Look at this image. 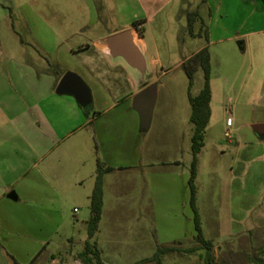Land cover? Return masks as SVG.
<instances>
[{"label":"rangeland","instance_id":"obj_1","mask_svg":"<svg viewBox=\"0 0 264 264\" xmlns=\"http://www.w3.org/2000/svg\"><path fill=\"white\" fill-rule=\"evenodd\" d=\"M188 14L194 15L193 35ZM135 21L144 22V46L139 47L153 65L149 82L157 87L150 126L141 130L132 101H105L103 108L109 109L99 120L102 125L121 116L104 131L133 150L135 167L104 176L101 221L89 240L96 167L93 173L82 169L74 152L65 157L67 163L60 159L64 147L80 146L84 138L95 154L93 124L70 136L64 133L66 137L44 148L58 117L68 131L76 122L69 108L54 100L44 110L39 103L34 115L42 143L34 153L20 155L29 179L41 185L42 175L51 180L50 167L63 180L92 175L61 186L64 193L50 203V209L57 204V212L51 210L49 216L38 210L15 219L0 216V264H83L79 254L88 241L103 264H140L160 247L197 245L188 187L194 134L189 95L201 92L205 75L199 68L190 88L183 62L204 47L210 55L212 98L196 179L203 236L214 244L212 264H264V135L252 129L264 124V0H0V98L13 96L17 87L25 90L28 74L21 75L17 87L15 81L20 71L32 69L30 63L34 80L29 83L37 97L54 92L58 74L83 78L82 64L98 56L92 49L79 54L67 50L137 28ZM125 87L111 81L105 89L116 95ZM12 107L19 114L27 109L21 101ZM93 107L82 108L84 114L92 116ZM42 113H49L50 127L40 119ZM25 124L18 123L20 132ZM132 135L135 141L129 144L126 137ZM17 145L24 151L21 140ZM205 256V249L172 252L162 256V264H204Z\"/></svg>","mask_w":264,"mask_h":264},{"label":"crops","instance_id":"obj_2","mask_svg":"<svg viewBox=\"0 0 264 264\" xmlns=\"http://www.w3.org/2000/svg\"><path fill=\"white\" fill-rule=\"evenodd\" d=\"M143 23L140 24L137 28L130 29V31H132L134 41L138 46H144L143 36H141L138 32V28L144 29ZM111 36L113 35H109L106 38L103 37L100 40L93 41L86 47L81 46L77 49L71 47L67 50L71 54L88 53L89 51L93 50L94 54L98 56L97 61L90 60L82 64L84 66L83 68H85V74H82L83 78H81L88 85L92 94V104L94 106V114L92 116L84 114L82 107H80L73 96L56 94V87L63 74L56 75L57 77L52 88L54 91L53 93H50L48 91V94L46 96L41 95V97H37L33 93L31 84L29 83L30 81L33 83L34 80V70L32 63H30V67L32 69H29L27 67L25 71H20L22 74H19L17 77L18 79H16L15 81V85L17 87L18 80H22L19 79L22 78L21 75L28 74L30 78L28 77L26 83H24L25 90L23 89V92H19L17 87V91L14 92L13 96L0 98L1 217L6 216L10 217L11 219H15L16 217H19L26 212L27 214L29 211L30 213H34V211L37 210L41 213L42 216H49L51 210L57 212V204H52L50 209V203L55 200H59L58 197H60V195L64 193V189H62L61 186L68 185L69 182H75L76 180H63L61 177H55V168L50 167V172L52 173L51 176L53 177L50 180V178L46 179V176L44 177L42 175V178L40 179L42 183L41 185L40 183L36 182L38 181L37 179H34V181L29 179V177H32L31 173L25 172V169L28 168V165L23 164V159H20L21 153H34L36 145L42 143L40 133L35 128L36 117L34 115L35 107L39 105V103L43 106V110L48 100H54L55 103L57 102L56 104L62 105L64 109L69 108L72 113L71 119L75 120L76 124L78 125L76 126V128H74L76 124H73L74 126H72L68 131L66 127H62L61 119L60 117H58L59 119L57 121V124L55 123L56 125H52L53 129H55L53 132L54 135H51L52 139L49 137V141L47 143L43 141V143H46V145L43 146L44 148H51V145L58 143L60 140L66 137V133L67 136H70L72 134L80 132L84 127L92 125V122L93 130L95 131L97 137L99 157L102 162L106 166L113 168L114 171H124L135 167V163L137 160L135 157V153H133V150H131V148L129 147L127 148L123 146L121 143H119L121 141L115 138L113 135L109 137L104 131V129L107 128L108 124L110 127V123L113 124L114 122L120 121L121 116H112L111 118L106 120L105 123H102V125L99 123V120L106 115V112L109 109L103 108L105 101H125L127 103L129 101H133L134 96L143 89L136 71H134L122 58H113L110 55V51L106 45V39ZM45 53L53 54L49 51H46ZM55 57L58 58V56ZM56 61L57 59H55V62ZM154 63H156L155 59L152 60V64ZM148 68L151 70V68H153V65H148ZM31 76L33 78H31ZM1 77L2 82H12L9 79L7 80V78H3V76ZM111 81L118 82L121 85L126 84V87L121 89V92L115 95L108 88L105 89V86L109 85ZM20 101L23 104H26L27 107L26 111L24 110L21 114H19L17 110L13 109L12 107L13 104H19ZM40 119L43 120V122H47V125H49L50 127V122L52 120L49 117V113H42ZM63 119L62 121L64 122ZM19 122L26 123L24 126H22L25 130H22L21 132L18 125ZM69 124L70 122L68 123V125ZM19 139L23 142L25 148L22 152H20V148L17 147L18 141H20ZM126 141L130 144L132 143L131 141H135V138L133 135L132 139L128 136L126 137ZM89 142L84 138V141L80 146H73L72 148L70 146L64 147L61 152V154H63V159L61 158L60 161H64L65 157H69L71 152H74L81 157L80 163L82 165H80V167L84 170L86 169L85 171H87L88 173H93L92 171H94V168L96 167V156L94 154V150L92 148L89 149ZM32 170L34 172V166H32ZM46 170H48V168ZM87 172L86 174H88ZM89 175L92 174H88L84 177L82 176V178H77L76 181H84V179H86ZM52 185L54 187H52ZM24 186L27 187V189H22V187ZM11 194H13L15 199L9 198V195ZM20 230H22L24 233H27L28 228L27 226H22V229ZM40 253L41 251L32 258L31 262H34L40 255ZM53 261H51L50 264H53Z\"/></svg>","mask_w":264,"mask_h":264},{"label":"trees","instance_id":"obj_3","mask_svg":"<svg viewBox=\"0 0 264 264\" xmlns=\"http://www.w3.org/2000/svg\"><path fill=\"white\" fill-rule=\"evenodd\" d=\"M204 3L206 0H202ZM193 14H188V20L190 23L189 31L190 34L193 35L192 30V22H193ZM196 16V15H195ZM143 21H136L135 26L138 27L142 24ZM139 34L142 36V28H138ZM205 37L208 39V29L205 30ZM183 68L189 80V86L193 85L194 74L199 69L202 68L204 70L205 82L203 89L196 96L192 97L189 95V102L191 106V116L190 121L194 125V134L192 137V153H193V161L190 167V175L188 180V187L190 189V205L194 211V223L196 230V241L197 245L182 250L179 247H160L155 255L144 261H141L140 264L146 262H156L157 264H162V256L172 252H185V253H193L200 249L206 250V256L204 258V264H212L214 261V244L212 241L207 240L203 236V231L201 227L200 217L197 209V187H196V179L198 173V155L202 149V138L203 133L206 127L209 124L211 118V110H210V102L212 98L211 86H210V55L208 52V48L204 47L199 50L197 53L192 55L187 61L183 62ZM84 109V108H83ZM85 110V109H84ZM91 124H93L91 122ZM95 156H96V183L93 193L90 197V209L92 212V217L89 221V240L93 239L98 231L99 224L102 216V208H103V183L104 176L112 171L113 168L106 166L99 157V148L97 144H95ZM79 257L83 264H103L100 254L96 248L88 241L85 246V250L79 254Z\"/></svg>","mask_w":264,"mask_h":264},{"label":"water","instance_id":"obj_4","mask_svg":"<svg viewBox=\"0 0 264 264\" xmlns=\"http://www.w3.org/2000/svg\"><path fill=\"white\" fill-rule=\"evenodd\" d=\"M106 45L113 58H122L139 77L143 89L134 96L132 106L139 115L141 130H147L152 120L157 87L155 84H149L151 74L144 53L135 43L130 30L109 37L106 39ZM55 92L58 95L73 96L82 108L92 105L90 88L73 72H66L61 77ZM252 129L256 134L264 135V124H255ZM9 198L15 199L13 194L9 195Z\"/></svg>","mask_w":264,"mask_h":264}]
</instances>
